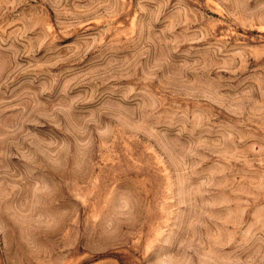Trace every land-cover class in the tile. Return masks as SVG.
I'll return each instance as SVG.
<instances>
[{"label": "rangeland", "instance_id": "1", "mask_svg": "<svg viewBox=\"0 0 264 264\" xmlns=\"http://www.w3.org/2000/svg\"><path fill=\"white\" fill-rule=\"evenodd\" d=\"M0 264H264V0H0Z\"/></svg>", "mask_w": 264, "mask_h": 264}]
</instances>
